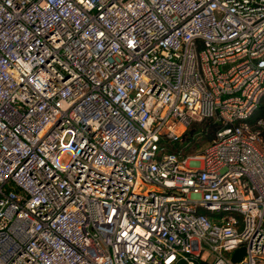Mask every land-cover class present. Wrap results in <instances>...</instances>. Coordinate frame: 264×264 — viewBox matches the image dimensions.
I'll list each match as a JSON object with an SVG mask.
<instances>
[{"label":"built area","instance_id":"1","mask_svg":"<svg viewBox=\"0 0 264 264\" xmlns=\"http://www.w3.org/2000/svg\"><path fill=\"white\" fill-rule=\"evenodd\" d=\"M262 104L264 0H0V264H264Z\"/></svg>","mask_w":264,"mask_h":264},{"label":"trees","instance_id":"2","mask_svg":"<svg viewBox=\"0 0 264 264\" xmlns=\"http://www.w3.org/2000/svg\"><path fill=\"white\" fill-rule=\"evenodd\" d=\"M259 118L264 119V104H262L255 114L249 119V122L254 125ZM219 125L211 119H203L201 121L193 122L182 135V139L188 142L185 148L184 154H190L197 151L198 148H202L214 137ZM180 145V141H175L168 145L170 150H174Z\"/></svg>","mask_w":264,"mask_h":264},{"label":"water","instance_id":"3","mask_svg":"<svg viewBox=\"0 0 264 264\" xmlns=\"http://www.w3.org/2000/svg\"><path fill=\"white\" fill-rule=\"evenodd\" d=\"M263 226H264V222H263ZM245 254H246V248L244 246H241L232 253L230 260L232 263H237L243 259Z\"/></svg>","mask_w":264,"mask_h":264},{"label":"rangeland","instance_id":"4","mask_svg":"<svg viewBox=\"0 0 264 264\" xmlns=\"http://www.w3.org/2000/svg\"><path fill=\"white\" fill-rule=\"evenodd\" d=\"M201 149V147L200 148H198L197 150L199 151Z\"/></svg>","mask_w":264,"mask_h":264}]
</instances>
